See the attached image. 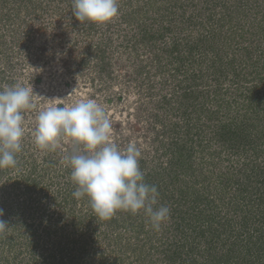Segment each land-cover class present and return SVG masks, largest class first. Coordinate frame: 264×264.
Here are the masks:
<instances>
[{
  "label": "rangeland",
  "instance_id": "374dc122",
  "mask_svg": "<svg viewBox=\"0 0 264 264\" xmlns=\"http://www.w3.org/2000/svg\"><path fill=\"white\" fill-rule=\"evenodd\" d=\"M206 1L117 0L119 15L97 25L75 19L73 0H0V90L30 83L41 96L34 97L35 108L24 113L25 136L22 151L16 154V168H0V208L9 224L0 233V264H147L148 259L161 257L154 252L159 242L150 243L145 237L164 243L174 238L177 234L166 229L171 219L159 231L148 224L141 237L134 238L132 223L136 227L138 218L145 222L143 211L134 214L132 223L121 219L123 211L117 212L111 220H117L114 225L95 215L87 197L66 199L76 185L63 157L77 146L62 141L55 150H41L33 131L39 111L92 98L105 108L117 146L123 151L135 143L140 158L152 163L154 133L166 134V122L183 128L177 110L182 77L175 67L187 56L182 48L187 33L198 28L187 21ZM255 3L264 7L263 0ZM262 13L257 19L264 17ZM258 28L261 23H254L251 33ZM259 43L264 40L252 47ZM256 56L257 51L251 53ZM255 75H249L251 80L242 78L241 99L246 104L256 91L264 96V71L260 81ZM234 77L230 74L228 80L233 82ZM224 85L235 92L228 83ZM171 93L176 95L167 105L170 116L166 118V102L158 101ZM155 113L160 122L154 119ZM162 176L160 172L159 179ZM215 244L216 248L221 245ZM216 252L218 256L220 251Z\"/></svg>",
  "mask_w": 264,
  "mask_h": 264
},
{
  "label": "trees",
  "instance_id": "16d2710c",
  "mask_svg": "<svg viewBox=\"0 0 264 264\" xmlns=\"http://www.w3.org/2000/svg\"><path fill=\"white\" fill-rule=\"evenodd\" d=\"M252 1L259 0H208L204 7L198 2L197 19L187 21L198 28L187 33L182 47L187 56L175 67L182 77L177 110L183 128L166 122V134L154 133L152 163L139 160L145 182L159 192L157 206L170 209L172 225L166 229L177 235L165 243L146 236L159 242L154 252L161 255L147 264H264V96L256 91L249 103L241 99L242 78L256 74L260 81L264 71V44L252 47L264 40V7ZM254 23L261 29L251 33ZM225 82L235 92L225 89ZM175 95L158 101L166 102V118ZM153 117L161 121L158 114ZM160 172L165 178L159 179ZM121 219L132 223L134 214L124 212ZM138 221L136 227L132 223L134 238L150 224L148 217L146 225Z\"/></svg>",
  "mask_w": 264,
  "mask_h": 264
},
{
  "label": "clouds",
  "instance_id": "9594fccd",
  "mask_svg": "<svg viewBox=\"0 0 264 264\" xmlns=\"http://www.w3.org/2000/svg\"><path fill=\"white\" fill-rule=\"evenodd\" d=\"M72 14L80 23L103 25L119 15V5L117 0H73ZM34 97L41 96L30 83L0 90V168L17 166L16 154L22 151L25 136L24 113L35 108ZM111 134L105 108L87 98L70 106L54 105L39 111L33 138L36 146L45 151L61 147L62 141L77 146L63 157L76 185L72 195L76 199L87 197L98 218L109 220L120 211H143L153 230L159 231L169 220L170 209L157 206L159 192L145 182L139 164L140 149L129 143L122 151ZM3 216L0 208V233L9 229Z\"/></svg>",
  "mask_w": 264,
  "mask_h": 264
}]
</instances>
